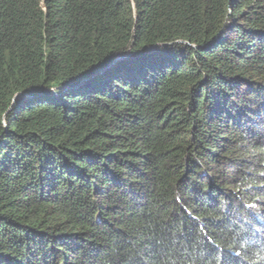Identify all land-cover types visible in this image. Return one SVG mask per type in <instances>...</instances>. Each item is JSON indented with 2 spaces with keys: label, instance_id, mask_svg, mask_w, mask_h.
<instances>
[{
  "label": "trees",
  "instance_id": "1",
  "mask_svg": "<svg viewBox=\"0 0 264 264\" xmlns=\"http://www.w3.org/2000/svg\"><path fill=\"white\" fill-rule=\"evenodd\" d=\"M0 264H264V0H0Z\"/></svg>",
  "mask_w": 264,
  "mask_h": 264
},
{
  "label": "water",
  "instance_id": "2",
  "mask_svg": "<svg viewBox=\"0 0 264 264\" xmlns=\"http://www.w3.org/2000/svg\"><path fill=\"white\" fill-rule=\"evenodd\" d=\"M154 47H152L151 49H153ZM130 54H132V52H128V53H126V54H124V55H120V56H117V57H115L106 67H104L103 69H107V68H109V67H111L112 65H114V63L116 62V61H118V60H120V59H122V58H125V57H127L128 55H130ZM93 76H96V75H92L91 77H93ZM88 78L89 77H86V78H83V79H81L80 80V83H84L86 80H88ZM25 97V96H27V94L26 93H16L14 96H13V100H15V99H17V98H19V97Z\"/></svg>",
  "mask_w": 264,
  "mask_h": 264
}]
</instances>
